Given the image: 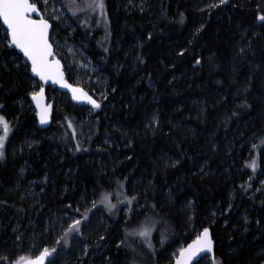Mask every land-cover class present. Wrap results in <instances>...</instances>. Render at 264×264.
Instances as JSON below:
<instances>
[{"label":"trees","instance_id":"obj_1","mask_svg":"<svg viewBox=\"0 0 264 264\" xmlns=\"http://www.w3.org/2000/svg\"><path fill=\"white\" fill-rule=\"evenodd\" d=\"M213 4L105 1L101 110L80 151L81 132L65 131L56 114L38 128L29 98L39 84L0 22V110L13 129L0 163V264L44 248L55 249L50 264H165L176 241L204 228L216 264H264V0ZM81 109L61 108L76 122ZM130 197L137 204L126 212L118 198ZM73 216L80 230L65 235ZM146 223L152 238L171 241L154 252L126 241Z\"/></svg>","mask_w":264,"mask_h":264},{"label":"rangeland","instance_id":"obj_2","mask_svg":"<svg viewBox=\"0 0 264 264\" xmlns=\"http://www.w3.org/2000/svg\"><path fill=\"white\" fill-rule=\"evenodd\" d=\"M105 1L106 0H104V4ZM31 2L37 4V7L40 9V13L43 14L44 17L48 19L52 24V30L50 32L49 38L50 42L54 46V55L62 62L65 74L69 75L71 83L82 89H85L83 85L86 84H91L94 88L100 86L98 84L100 83L99 77H101L100 62L103 59L102 52L106 54V52L111 49L109 18L106 12V6L104 9L106 15L102 16L100 15L98 10L94 12L90 8L86 7V0H76L75 5L70 4V0H47L46 3L45 0H31ZM76 8H79L80 11H75ZM74 11L75 14H73ZM95 49H97L101 55L98 56L96 60H92L88 55V50L94 51ZM38 89L39 88H37L33 92H38ZM99 89L100 87H97L95 88V91H91L92 95L97 100H99L100 94H98L96 90ZM46 97L47 103L52 105L53 107V114H56V118L63 123L65 131L73 133L81 132L80 134L78 133L77 135H75L74 144V150L80 151V142H82L83 140H91L93 137L89 129V122L90 120H92L93 115L97 114L101 110V108L99 107L92 109L87 106L80 107L82 108V118L78 122H76L71 117L63 114L61 110V108L65 107L66 104L73 105L68 96L64 99L60 96L58 90H52V88H48ZM30 107L32 108V113L35 114L31 102ZM0 114H2L1 110ZM78 124H81L82 126L84 125V127L80 126L81 129H79ZM9 126L10 131L7 138L13 131L12 125L9 124ZM57 126L58 122L55 121L53 127L48 131L49 134L57 132ZM78 129L79 131H77ZM2 131L3 130L0 129V134H2ZM7 138L5 140V145ZM3 159L4 157L0 159V163L3 162ZM253 161H255V168L250 166ZM247 166L249 171L255 173L254 175H257L258 164L255 154L251 155ZM256 182L263 183L264 178L257 179ZM118 200L119 206L126 212L134 210V206L137 204L136 199L133 197L127 198L126 200L118 198ZM81 205H83L85 208H91V205H84L83 203H81ZM68 219L69 222H73L74 220H78V217L73 216ZM144 227L151 228V235L148 238L150 239L151 247L148 246L145 238L139 236L138 234H132L134 232L138 233V231L142 230V228ZM152 233L153 228L151 224L146 223L141 225L135 231L127 234L126 241L130 242V238H132V243H141L142 246H144L145 249L150 252H154L155 249L163 248L166 243H169V241H171V238L169 239V237H166V235L162 234H160V236L158 235L159 237L154 239L152 238ZM184 246L185 245L181 240L176 241L175 245L167 251L166 259L164 260L165 264L172 263L180 252V249ZM41 251L42 250L38 252L35 251L34 254L28 256L27 258H34L39 253H41ZM53 258L54 255H52L51 253L47 264H50L53 261ZM208 262L209 258H204L200 263L208 264Z\"/></svg>","mask_w":264,"mask_h":264},{"label":"snow or ice","instance_id":"obj_3","mask_svg":"<svg viewBox=\"0 0 264 264\" xmlns=\"http://www.w3.org/2000/svg\"><path fill=\"white\" fill-rule=\"evenodd\" d=\"M46 2L47 0H45V3ZM225 3H227V0H218V4ZM70 4L75 5L76 0H70ZM218 4H213L212 7H217ZM86 7L94 12L98 10L102 16L106 15L104 11V0H86ZM75 11H80V9L76 8ZM75 11L73 14H75ZM33 13L38 14V18H33ZM0 19H2L3 24L7 26L5 29V38L8 40L9 46H14L19 49L31 62V72L33 74L44 81L49 79L56 82L63 81V73L60 71V62L50 59V57L53 56L52 44L49 43V28L51 25L49 20L40 13V9L37 7L36 3L31 2V0H0ZM258 19L264 22V13L258 15ZM196 62L199 63L200 61L197 60ZM64 86L72 89L74 99L87 100L94 108L100 107V104L88 96L82 88L73 87L67 83H64ZM42 93V87L39 93H32V98L37 101L38 107L39 98ZM2 107L3 105H0V108ZM39 115L41 123H45L47 120V111L42 110ZM0 129L3 130L2 134H0V159H2L5 155V140L10 131L9 122L2 114H0ZM250 166L255 168V161H253ZM101 202L106 203L109 209L115 207V205L111 204L108 200L107 195L103 197ZM93 207H95V203H93ZM82 219H86V215L82 217ZM79 230L80 220H74L72 225L65 230V235H69L72 231L78 232ZM132 234H138L145 238L148 246L151 247L150 239H148L151 235L150 227H144L142 230L138 231V233L134 232ZM205 250L208 252L212 251V241L209 237L208 228H204L202 234L198 235L187 248L180 249V254L176 258V264H188L194 256H197L198 253ZM54 251L55 249L50 251L48 248H44L40 255L35 258L20 256L16 261L10 262V264H44L45 258L49 257L51 252ZM0 259L6 260L7 257H0ZM213 264H216L214 255Z\"/></svg>","mask_w":264,"mask_h":264},{"label":"water","instance_id":"obj_4","mask_svg":"<svg viewBox=\"0 0 264 264\" xmlns=\"http://www.w3.org/2000/svg\"><path fill=\"white\" fill-rule=\"evenodd\" d=\"M33 18H38V14L36 13H33L32 14ZM0 22H1V25L3 26L4 29H6V25L3 24V21L2 19H0ZM50 23V22H49ZM51 27L49 28V35H50V32L52 30V24L50 23ZM49 43L50 42V38H49ZM52 44V43H51ZM9 46V44H8ZM10 49H13L15 50L22 58L23 60L26 62V64L29 66V69H30V73H31V76L34 80H36L38 82V84L40 85L39 86V89H38V92H40V88L42 87L43 88V93L42 95L40 96L39 98V107L37 105V101L34 100L32 98V95L30 96L29 100L31 102V105L34 109V112H35V119H36V122H37V126L40 130H47L51 127L52 125V114H53V107L52 105L48 104L47 103V97H46V92H47V89L48 88H52V89H56L58 90L60 93L62 94H65L66 96L69 97L71 103L76 106V107H84V106H87V107H90L92 109H94V107L92 106V104L90 102H88L87 100H77V99H74L73 97V92H72V89L69 88V87H65L64 86V83H67V84H70L72 85L73 87H77L75 86L74 84L70 83L67 79H66V74L64 72V68H63V64L62 62L57 58L55 57L54 55V46L52 45V50H53V56L50 57V59L52 60H58L60 62V71L63 73V81L61 82H56L52 79H49L47 81H44V80H41L38 76H36L35 74H33L31 72V62L23 55V53L15 48L14 46H9ZM79 88V87H78ZM84 90V89H83ZM84 92H86L88 94V96H90L92 99L96 100V98L94 96H92L91 94H89L86 90H84ZM97 101V100H96ZM97 103H99L97 101ZM42 110H46L47 111V120L45 123H41V120H40V115L39 113L42 111ZM209 229V228H208ZM203 230L198 234H202ZM209 237L212 241V251L211 252H208L207 250L205 251H202L200 253L197 254V256H194L189 262L188 264H198L201 260H203L204 258H209V259H213V255H214V251H215V243L213 241V238H212V235H211V231L209 229ZM196 239V238H195ZM194 239V240H195ZM194 240H192L191 242H189L187 245H185L183 248H187L189 244H191ZM180 252L178 253L177 257L179 256ZM40 254H38L37 256H39ZM36 256V257H37ZM50 257V256H49ZM49 257H46L45 258V261H44V264H47V261L49 259ZM176 257V258H177ZM35 258V257H34ZM176 258L175 260L172 262V264H176Z\"/></svg>","mask_w":264,"mask_h":264}]
</instances>
